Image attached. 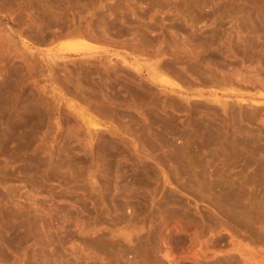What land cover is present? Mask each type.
Masks as SVG:
<instances>
[{
  "label": "rangeland",
  "instance_id": "rangeland-1",
  "mask_svg": "<svg viewBox=\"0 0 264 264\" xmlns=\"http://www.w3.org/2000/svg\"><path fill=\"white\" fill-rule=\"evenodd\" d=\"M0 264H264V0H0Z\"/></svg>",
  "mask_w": 264,
  "mask_h": 264
},
{
  "label": "bare ground",
  "instance_id": "bare-ground-1",
  "mask_svg": "<svg viewBox=\"0 0 264 264\" xmlns=\"http://www.w3.org/2000/svg\"><path fill=\"white\" fill-rule=\"evenodd\" d=\"M79 47H80V48H79ZM74 48H76V49H78V50H80V49H83V50H84V49H85V47H84L83 45H81V44H80V46H76V47H74Z\"/></svg>",
  "mask_w": 264,
  "mask_h": 264
}]
</instances>
